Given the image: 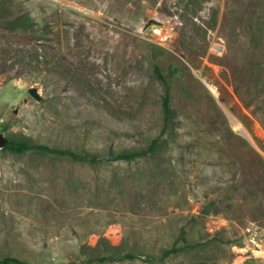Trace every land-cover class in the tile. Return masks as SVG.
Masks as SVG:
<instances>
[{"label": "rangeland", "instance_id": "374dc122", "mask_svg": "<svg viewBox=\"0 0 264 264\" xmlns=\"http://www.w3.org/2000/svg\"><path fill=\"white\" fill-rule=\"evenodd\" d=\"M0 120L99 159L0 150V259L264 264L243 241L264 228V0H0Z\"/></svg>", "mask_w": 264, "mask_h": 264}, {"label": "trees", "instance_id": "16d2710c", "mask_svg": "<svg viewBox=\"0 0 264 264\" xmlns=\"http://www.w3.org/2000/svg\"><path fill=\"white\" fill-rule=\"evenodd\" d=\"M149 25H155V24L150 23ZM153 73L162 82V84L165 87L164 97L162 100V107H163V113H164V123H167V121H169L170 119V110H171L169 86L164 76L161 74L160 69L157 65L153 66ZM154 145H155V142H151L147 151H144V152L133 151V152L120 153L116 155L113 160L120 161V162H132L141 156H146L149 152L152 151ZM3 150H6L12 154H24L30 151L42 152V153H47L52 156L69 157L73 161L81 162V163H96L97 161H99V159L93 158V157L90 158L88 156H79L74 153H70L66 151L50 149L42 145H35V144L27 143V142H17L13 140H8V143L3 148ZM200 245H201L200 243H195V244H185L183 246H177V244L175 243L170 249L163 252L162 257L166 258L171 255L178 254L179 252H182L186 250L187 248L193 249ZM133 258H135V256L130 255V254H126L123 256V259H133ZM105 260H106L105 257L97 259V261L99 262H103ZM0 264H29V263L20 261L15 258L6 257L3 259H0Z\"/></svg>", "mask_w": 264, "mask_h": 264}, {"label": "built area", "instance_id": "2783aa9c", "mask_svg": "<svg viewBox=\"0 0 264 264\" xmlns=\"http://www.w3.org/2000/svg\"><path fill=\"white\" fill-rule=\"evenodd\" d=\"M243 241L247 252L264 262V228L255 223L247 224L243 231Z\"/></svg>", "mask_w": 264, "mask_h": 264}, {"label": "bare ground", "instance_id": "6f19581e", "mask_svg": "<svg viewBox=\"0 0 264 264\" xmlns=\"http://www.w3.org/2000/svg\"><path fill=\"white\" fill-rule=\"evenodd\" d=\"M208 88L210 89V91L214 94V95H216V93H215V91H214V89H213V87H211V86H209V84H208ZM231 116V115H230ZM229 116V117H230ZM230 119H231V121H232V123H233V125H234V128L236 129V130H238L246 139H248V140H250L251 141V137H250V135H249V133L247 132V130L242 126V124L239 122V121H237V119L236 118H234V117H230Z\"/></svg>", "mask_w": 264, "mask_h": 264}, {"label": "water", "instance_id": "95a60500", "mask_svg": "<svg viewBox=\"0 0 264 264\" xmlns=\"http://www.w3.org/2000/svg\"><path fill=\"white\" fill-rule=\"evenodd\" d=\"M29 94L35 98V99H39V96L37 95L35 90H29ZM228 116H230L228 114ZM231 117V116H230ZM8 143V139L6 137H4V135L2 133H0V150H2Z\"/></svg>", "mask_w": 264, "mask_h": 264}]
</instances>
